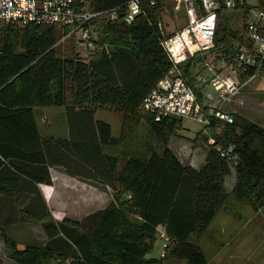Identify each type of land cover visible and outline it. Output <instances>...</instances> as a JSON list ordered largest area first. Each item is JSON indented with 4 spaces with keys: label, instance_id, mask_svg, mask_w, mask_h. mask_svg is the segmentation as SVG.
Instances as JSON below:
<instances>
[{
    "label": "trees",
    "instance_id": "1",
    "mask_svg": "<svg viewBox=\"0 0 264 264\" xmlns=\"http://www.w3.org/2000/svg\"><path fill=\"white\" fill-rule=\"evenodd\" d=\"M127 1L88 0V9L120 8L116 20L96 21L95 49L87 58H80L74 47L66 56L58 54L56 42L67 30L57 25H0V237L15 264H161L165 255L207 264L191 237L204 235L230 196L254 210L264 204L263 126L239 113L232 122L210 117L213 143L196 168L182 163L167 145L182 119L155 121L154 113L141 109L171 65L161 42L168 35L163 13L172 10L170 0L155 5L142 0L141 13L126 23ZM243 4L244 12L264 8V0ZM217 28V49L227 53L234 45L249 47L242 33L228 30L220 12ZM194 57L181 65L186 78ZM43 106L64 108L67 138L40 135L33 108ZM98 109L119 112L123 123L143 118L162 138V149L121 160L104 153L113 135L108 123L94 119ZM229 146L237 160L235 183L227 192L224 179L230 166L218 148ZM51 166L110 186L113 199L81 220L55 219L40 187L52 184ZM16 222L34 224L37 237L20 246L10 231ZM158 226L165 227L169 244L164 257L156 258L149 254Z\"/></svg>",
    "mask_w": 264,
    "mask_h": 264
},
{
    "label": "built area",
    "instance_id": "2",
    "mask_svg": "<svg viewBox=\"0 0 264 264\" xmlns=\"http://www.w3.org/2000/svg\"><path fill=\"white\" fill-rule=\"evenodd\" d=\"M141 1L129 0L124 5L126 23H131L141 13ZM149 2L155 5L156 0ZM87 3L88 0H0V25H57L67 31L56 44L72 38L76 53L80 58H87L95 49L96 21L116 20L120 8L94 10L88 9ZM170 4L176 13L184 10L186 22L161 42L171 65L144 97L141 109L154 113L155 121L162 117L188 118L203 123L204 127L210 125V117L232 122L237 111H227L223 107L239 94L248 80L256 76L264 78V8L252 7L245 12L243 35L249 47L234 45L233 51L227 53L220 49L217 69L210 62L206 63L213 76L208 79L210 88L200 91L202 97L199 99L183 75L181 65L194 56L216 49L214 38L218 14L235 9L236 0H170ZM250 70L253 72L249 73ZM243 74L247 76L242 78ZM196 80L206 86L204 76L202 78L199 74ZM238 103L243 102L239 100ZM208 142L213 143V139H208ZM218 150L234 169L237 154L232 146ZM156 239L160 256H163L169 244L165 227L156 228Z\"/></svg>",
    "mask_w": 264,
    "mask_h": 264
},
{
    "label": "rangeland",
    "instance_id": "3",
    "mask_svg": "<svg viewBox=\"0 0 264 264\" xmlns=\"http://www.w3.org/2000/svg\"><path fill=\"white\" fill-rule=\"evenodd\" d=\"M257 0H239L240 4L233 10L221 11L222 19L230 31L244 33V8L242 5H255ZM172 10V5H171ZM186 22L184 10L180 12L169 11L163 13V28L165 33L170 35L178 30ZM218 29V28H217ZM219 36H220V32ZM60 40V39H59ZM74 47L73 40L67 39L57 45L58 54L66 56ZM75 49V48H74ZM220 49L200 54L194 57L193 72L187 79L192 80L193 88L203 91L210 88L209 78L213 76L208 72L206 63L210 62L214 69L220 63L218 56ZM208 73V75H206ZM206 78V86L198 82L197 75ZM242 101L239 104L238 101ZM264 107V78L260 76L248 80L246 85L240 89L239 94L223 109L236 110L244 117H249L255 123L264 127V110L260 111V106ZM59 109L62 107L52 106L47 108L45 117L47 121L43 124L45 134H58ZM63 117V115H62ZM94 119L104 121L109 124L113 141L108 147L103 148L106 154L117 156L119 160L124 156L136 155L137 153L147 155L149 151L161 150L163 147L162 138L156 136L150 129L146 121L138 118H128L123 123L119 112L108 109H98L94 114ZM166 134V129L163 130ZM211 131L204 127L203 123L183 118L181 127L174 134L168 135L167 145L172 148L180 161L184 164L199 167L203 164L205 153L208 148V139H211ZM79 181V179H77ZM233 180H235L234 169L230 168V173L225 177V190L230 191ZM72 185H62L59 187L58 200L51 203L52 216L60 220L63 217L81 220L87 214L105 207L113 199V190L110 186L95 185L94 189L82 185L79 182ZM192 242L198 243L203 250L207 264H264V204L254 210L250 205L235 201L230 196L226 209L221 210L212 220L208 230L198 239L193 235ZM8 247L0 237V259L2 264H10L7 257ZM152 257L160 256L159 241H155L153 251L149 254ZM1 264V263H0ZM161 264H186L184 259L167 257L162 258Z\"/></svg>",
    "mask_w": 264,
    "mask_h": 264
},
{
    "label": "crops",
    "instance_id": "4",
    "mask_svg": "<svg viewBox=\"0 0 264 264\" xmlns=\"http://www.w3.org/2000/svg\"><path fill=\"white\" fill-rule=\"evenodd\" d=\"M238 101V100H237ZM260 106V111L264 110V107ZM52 106H43V107H34L33 113L35 117V121L37 124L38 131L42 137H53V138H67L69 133V128L67 125V118L65 114V110L62 107V109H59L60 117H58V126L60 128V132L58 134H45L44 131V123L47 121V117H45V112H47V108ZM59 107V106H58ZM63 115V117H62ZM249 118V117H247ZM250 119V118H249ZM172 149V148H171ZM110 154V153H109ZM49 173L51 176L52 184L50 186L41 185V190L44 195V198L47 202V205L49 206V209L51 211V214L53 211L51 210L50 206L53 202H56L58 200V189L62 185H72L76 184V182L81 183L82 185H85L87 187H90L91 190L94 189L95 183L86 179L82 178L80 176H72L67 173H65L64 169L59 166H51L48 168ZM79 179V181L77 180ZM235 183V180H233L232 185L230 187V190L232 189L233 185ZM101 185V184H100ZM225 188L226 187V181L224 183ZM11 233L16 237L17 240L21 242L19 244L22 246L23 242L31 241V238L37 237L38 227H36L34 224L22 222V223H13L10 227ZM10 260V259H9ZM10 264H15L12 260H10ZM0 263L2 264V259H0Z\"/></svg>",
    "mask_w": 264,
    "mask_h": 264
}]
</instances>
